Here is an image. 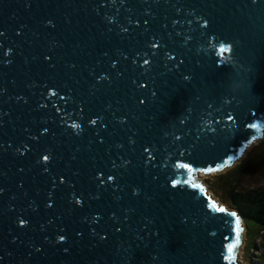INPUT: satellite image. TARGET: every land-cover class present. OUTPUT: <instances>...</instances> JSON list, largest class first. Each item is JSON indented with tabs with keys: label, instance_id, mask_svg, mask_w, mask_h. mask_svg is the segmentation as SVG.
Masks as SVG:
<instances>
[{
	"label": "water",
	"instance_id": "95a60500",
	"mask_svg": "<svg viewBox=\"0 0 264 264\" xmlns=\"http://www.w3.org/2000/svg\"><path fill=\"white\" fill-rule=\"evenodd\" d=\"M263 132L264 0H0V264H239Z\"/></svg>",
	"mask_w": 264,
	"mask_h": 264
},
{
	"label": "rangeland",
	"instance_id": "374dc122",
	"mask_svg": "<svg viewBox=\"0 0 264 264\" xmlns=\"http://www.w3.org/2000/svg\"><path fill=\"white\" fill-rule=\"evenodd\" d=\"M264 136V132H263ZM264 150V139L255 140L243 153L244 156L220 173L196 175V181L202 185L211 201L222 205L225 210L236 213L243 228L241 246L236 261L239 264H260L258 258L262 252L261 237L264 234V213L254 204H245L240 196L247 192L264 188V172L251 167L244 169L242 163L260 155ZM236 172V173H234ZM262 213H261V212Z\"/></svg>",
	"mask_w": 264,
	"mask_h": 264
},
{
	"label": "trees",
	"instance_id": "16d2710c",
	"mask_svg": "<svg viewBox=\"0 0 264 264\" xmlns=\"http://www.w3.org/2000/svg\"><path fill=\"white\" fill-rule=\"evenodd\" d=\"M264 151V150H263ZM244 169H249L251 167H256L260 169V172H264V152L258 156H254L250 159H247L242 163ZM236 173V172H234ZM240 200L245 204H254L257 207L261 208V211L264 213V188L260 190H254L252 192L244 193L240 196ZM260 211V212H261ZM261 212V213H262ZM262 252L259 254L258 258L260 264H264V234L261 237Z\"/></svg>",
	"mask_w": 264,
	"mask_h": 264
},
{
	"label": "snow or ice",
	"instance_id": "6c2138e0",
	"mask_svg": "<svg viewBox=\"0 0 264 264\" xmlns=\"http://www.w3.org/2000/svg\"><path fill=\"white\" fill-rule=\"evenodd\" d=\"M226 50H227V49H225V48H221V51H226ZM211 206L214 207V208L216 207L215 204H213V205H211ZM217 211L223 212L224 209H223V208H218ZM239 226H240V222H239V220H237V221H236V227H237L236 241H235V243L230 244V245L228 246V252H229V254L233 253L234 249H235V248L237 247V245L240 243V237H239Z\"/></svg>",
	"mask_w": 264,
	"mask_h": 264
}]
</instances>
